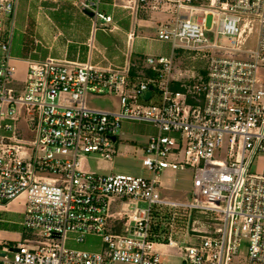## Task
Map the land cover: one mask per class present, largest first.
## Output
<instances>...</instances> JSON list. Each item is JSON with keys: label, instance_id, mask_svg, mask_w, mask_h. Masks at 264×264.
<instances>
[{"label": "built area", "instance_id": "2783aa9c", "mask_svg": "<svg viewBox=\"0 0 264 264\" xmlns=\"http://www.w3.org/2000/svg\"><path fill=\"white\" fill-rule=\"evenodd\" d=\"M16 1L0 0V213L21 196L25 209L20 239L0 240V264H233L243 238L250 241L246 264H264V164L260 174L250 172L256 156L264 157V0H166L177 13L157 34L172 50L245 56H209L205 78L179 90L172 88V55L149 56L152 75L52 58H25L22 71L6 27ZM209 15L214 44L206 38ZM95 16L112 22L97 9ZM249 18L260 27L255 49L217 43L221 36L234 43L239 22ZM89 93L115 94L120 109L89 107ZM126 121L156 129L140 156L153 177L84 170L88 153L112 160ZM20 124L31 139L21 137ZM166 168L193 169V202L161 199L158 178ZM166 207L207 218L205 230L192 229L202 240L185 246L177 262L156 247L178 246L172 234L157 231L155 214ZM88 236L101 237L99 251L67 246Z\"/></svg>", "mask_w": 264, "mask_h": 264}, {"label": "crops", "instance_id": "0c3cea01", "mask_svg": "<svg viewBox=\"0 0 264 264\" xmlns=\"http://www.w3.org/2000/svg\"><path fill=\"white\" fill-rule=\"evenodd\" d=\"M86 1L17 0L6 27L11 31L10 54L22 59L17 63L19 67L28 66L25 58L33 63L52 58L70 65L89 62L102 68L128 67L131 70L135 64L150 69L146 63L149 56L170 57L167 52L172 44L160 40L157 32L160 24L176 16L172 3L166 0H90L97 3L95 9H90L83 6ZM96 9L112 16V22L97 18ZM182 11L186 10H180V14ZM172 77L174 86V74ZM131 123L124 122L119 135L124 133L125 124ZM139 123L148 127L147 139L156 132L153 125ZM87 156L82 158V168L91 172L86 167ZM24 200L21 196L11 204Z\"/></svg>", "mask_w": 264, "mask_h": 264}, {"label": "rangeland", "instance_id": "374dc122", "mask_svg": "<svg viewBox=\"0 0 264 264\" xmlns=\"http://www.w3.org/2000/svg\"><path fill=\"white\" fill-rule=\"evenodd\" d=\"M188 16L187 11L181 12ZM200 12L198 15H202ZM212 17L208 16L207 27L210 28L206 32V38L209 44H214L215 27L211 23ZM239 34L231 43L226 37H219L217 43L222 47H231L239 50H253L257 46L259 36V22L256 19H243L238 24ZM169 54L172 55L173 74L176 82L182 85H193L206 75L207 59L209 56H227L232 53L236 56L245 57L242 53L227 52L224 49H212L204 52H192L184 49L168 48ZM264 64V63H263ZM23 71V67L21 66ZM181 85V86H182ZM264 88V87H263ZM87 105L96 110L117 111L120 109L119 98L115 94H95L89 93L87 96ZM23 133L21 137L31 139L30 133L27 132L25 126L20 124ZM148 127L139 122L125 124L124 133L120 134L117 143L114 145V153L112 160H103L99 153H88L85 159L86 167L91 172H99L105 174H130L136 176L153 177V173L143 165L140 156L142 155L141 146L148 139ZM156 133V132H155ZM221 157V155H217ZM264 164L263 155L259 154L250 167V172L260 174ZM95 168V170L93 169ZM93 169V170H92ZM95 172V173H96ZM44 177H51L52 174H43ZM160 184L158 191L163 200L175 202L178 204H189L193 202L192 181L193 169H177L166 168L159 175ZM114 211H117L116 203H114ZM140 206L146 203L139 202ZM155 208V206H154ZM168 207H166L167 209ZM25 209L24 201H17L11 204L8 209L0 213V240L2 242H11L20 239L19 232L23 230L19 222L22 220V212ZM168 208L163 214H155L154 221L159 224L157 231L165 238L172 234L173 239L177 241V247L168 245H157L166 260L177 262L181 259L182 251L185 246L202 240L201 234H196L192 229L198 227L200 230L206 229L207 218L195 211L177 208L171 210ZM124 223L121 221L120 225ZM119 227V226H118ZM250 241L243 238L238 255L234 257L233 264H246L248 256V248ZM67 246L76 249H90L99 251L102 247V239L99 236L86 237L84 242L78 243L69 240ZM12 256V253L9 254ZM128 264V263H117Z\"/></svg>", "mask_w": 264, "mask_h": 264}, {"label": "trees", "instance_id": "16d2710c", "mask_svg": "<svg viewBox=\"0 0 264 264\" xmlns=\"http://www.w3.org/2000/svg\"><path fill=\"white\" fill-rule=\"evenodd\" d=\"M133 63H135L134 60H133ZM131 73L133 75H136V74L152 75V74H154V72L151 69H145L144 67L140 68V67H137L135 64L131 67ZM205 76H204V78H205ZM181 85H182L181 83L176 82V84L174 86H172V88L175 89V90H179L182 87ZM116 229L118 230V229H120V227H118Z\"/></svg>", "mask_w": 264, "mask_h": 264}, {"label": "water", "instance_id": "95a60500", "mask_svg": "<svg viewBox=\"0 0 264 264\" xmlns=\"http://www.w3.org/2000/svg\"><path fill=\"white\" fill-rule=\"evenodd\" d=\"M85 11H86L87 13H89V14H92V13H93V11L90 10V9H85ZM150 94H151L150 91L147 92L146 95H145V98H148V97L150 96ZM115 139H116V136H113V137H112V140H115Z\"/></svg>", "mask_w": 264, "mask_h": 264}]
</instances>
